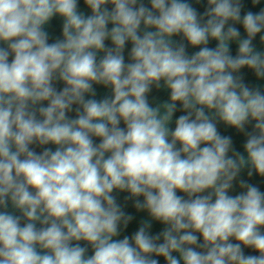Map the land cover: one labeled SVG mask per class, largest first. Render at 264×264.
I'll use <instances>...</instances> for the list:
<instances>
[{
	"label": "clouds",
	"instance_id": "clouds-1",
	"mask_svg": "<svg viewBox=\"0 0 264 264\" xmlns=\"http://www.w3.org/2000/svg\"><path fill=\"white\" fill-rule=\"evenodd\" d=\"M262 186L264 0H0V264H264Z\"/></svg>",
	"mask_w": 264,
	"mask_h": 264
},
{
	"label": "water",
	"instance_id": "water-1",
	"mask_svg": "<svg viewBox=\"0 0 264 264\" xmlns=\"http://www.w3.org/2000/svg\"><path fill=\"white\" fill-rule=\"evenodd\" d=\"M52 30L53 31H58V26L57 25H53L52 26ZM214 43V42H213ZM99 91V93H100V95H104L105 94V91L103 90V89H99L98 90ZM159 96V97H161V98H163L164 96H165V94L164 93H160V94H157V93H153V96ZM221 131H225L224 129H223V127L221 128ZM227 134V133H226ZM239 143H240V138H237V146H239ZM253 182H255V183H259V180H254ZM262 188H264V186H262Z\"/></svg>",
	"mask_w": 264,
	"mask_h": 264
}]
</instances>
